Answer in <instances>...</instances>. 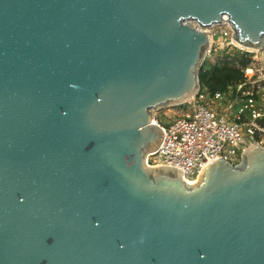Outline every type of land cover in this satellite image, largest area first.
Segmentation results:
<instances>
[{
	"label": "water",
	"instance_id": "1",
	"mask_svg": "<svg viewBox=\"0 0 264 264\" xmlns=\"http://www.w3.org/2000/svg\"><path fill=\"white\" fill-rule=\"evenodd\" d=\"M224 16L264 46V0H0V264H264L263 147L147 164Z\"/></svg>",
	"mask_w": 264,
	"mask_h": 264
},
{
	"label": "built area",
	"instance_id": "2",
	"mask_svg": "<svg viewBox=\"0 0 264 264\" xmlns=\"http://www.w3.org/2000/svg\"><path fill=\"white\" fill-rule=\"evenodd\" d=\"M223 19V23L212 25L211 31L208 29L212 35V43L217 37L222 47L234 48L237 45L233 40V26L227 20L229 18L224 16ZM214 28L217 30L214 31ZM252 76L253 69L247 66L245 80L229 87L228 93L209 96L199 90L193 98L202 101L211 98L220 102L229 93L235 92L237 96H241L240 93L243 94V89L251 82ZM243 99L244 103L238 108L237 120L232 122L224 116H219L204 103L196 105L191 113L177 116L166 126L154 120L165 130L162 145L152 154L156 157V164L182 168L183 177L188 182L195 183L201 170L218 156L232 166H238L247 147L258 143L264 148V108L254 105V98L249 91Z\"/></svg>",
	"mask_w": 264,
	"mask_h": 264
},
{
	"label": "rangeland",
	"instance_id": "3",
	"mask_svg": "<svg viewBox=\"0 0 264 264\" xmlns=\"http://www.w3.org/2000/svg\"><path fill=\"white\" fill-rule=\"evenodd\" d=\"M190 23L193 26L200 28V26L197 25L194 21H190ZM211 28L212 26L209 27V31H211ZM216 30L217 29L214 28V31ZM218 41L219 40L217 39V37H215L214 43L211 44V47L208 50L204 61L215 63L220 60L225 52H234L236 51L235 49H240V51L248 52V55L251 59L249 66L253 69V76L251 77V82L244 87L243 94L240 93L242 97L236 95L237 97L232 98V93H229L227 97L220 102L211 98H208L205 101L195 100L194 98H192L191 100L181 104L164 105L160 108L152 109V117L154 120H157L158 122L166 126L169 123L173 122L177 118V116L191 113L196 105H198L199 103H204V105L206 104L207 106L215 110L219 114V116H224L232 122L237 120L238 108L244 103L243 98L246 96L248 91L254 98V105L259 108H264V46L257 51H246L241 49L240 47L237 48V46H235L234 48L222 47L221 45H219ZM255 95H257L258 98H255ZM147 164L150 166L157 165L156 157L152 154L149 155L147 158Z\"/></svg>",
	"mask_w": 264,
	"mask_h": 264
},
{
	"label": "trees",
	"instance_id": "4",
	"mask_svg": "<svg viewBox=\"0 0 264 264\" xmlns=\"http://www.w3.org/2000/svg\"><path fill=\"white\" fill-rule=\"evenodd\" d=\"M224 53L219 61H204L199 71L200 91L213 96L215 93H228L229 87L236 86L245 80V68L250 64L248 52L235 49ZM235 92L232 98H235ZM255 98H258L255 95Z\"/></svg>",
	"mask_w": 264,
	"mask_h": 264
},
{
	"label": "bare ground",
	"instance_id": "5",
	"mask_svg": "<svg viewBox=\"0 0 264 264\" xmlns=\"http://www.w3.org/2000/svg\"><path fill=\"white\" fill-rule=\"evenodd\" d=\"M227 18H229L228 16H226ZM197 25H199L197 22H195ZM208 27H203V30H205V31H208V29H207ZM212 42V41H211ZM235 42V41H234ZM235 44L237 45V46H239L240 48H242V49H245V50H248V51H257L258 49H248V48H245V47H243V46H241V45H239V44H237L236 42H235ZM193 97H191V98H189L187 101H189V100H191ZM154 152H152L151 154H153ZM150 154V155H151Z\"/></svg>",
	"mask_w": 264,
	"mask_h": 264
}]
</instances>
